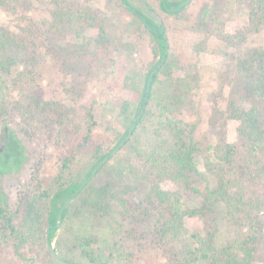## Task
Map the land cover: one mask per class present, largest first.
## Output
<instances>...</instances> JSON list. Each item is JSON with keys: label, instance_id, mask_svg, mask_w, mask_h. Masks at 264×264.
<instances>
[{"label": "rangeland", "instance_id": "1", "mask_svg": "<svg viewBox=\"0 0 264 264\" xmlns=\"http://www.w3.org/2000/svg\"><path fill=\"white\" fill-rule=\"evenodd\" d=\"M57 1L85 13L79 20L73 18L71 24L45 31L50 46L63 55L66 65L60 67L43 50L33 60L22 49L7 52L13 61L0 94V190L10 209L21 205L38 182L52 191L61 180L81 178L96 153L102 155L115 145L134 117L146 64L152 61L150 37L119 6V0H31L26 12L39 22L55 25L53 10L57 9ZM131 1L163 22L172 59L183 66L185 74H196L197 82L183 95L174 90L173 78L161 74L158 95L148 105V113L124 146L111 159H105L89 181L90 187L108 185L104 208L86 205L83 195L73 204L51 245L62 256L80 264L103 260L117 264L121 256L130 261L150 256L155 262H164L169 253L164 254L163 247L186 255L195 246V233L211 231L215 245L223 246L243 231L226 214L224 201L207 190L217 188V157L213 152L217 137L209 119L214 107L222 109L238 98L237 61L264 48V31L243 32L248 12L236 0H192L178 16L163 13L159 0ZM211 15L217 17L227 34L243 32V39L232 43L214 36ZM16 23L14 17L0 9V26L15 31ZM83 38L92 41L86 50L96 49L81 58L76 56V50L80 44L85 45ZM29 69V75L35 73L40 84L43 101L48 102L43 110L34 113L26 109L28 99L18 78ZM77 104L93 112L94 123L81 117L83 109L79 108L74 130L54 110L76 108ZM91 125V142L75 155L71 170L56 178L67 151L81 141ZM236 126L235 120H227L228 142H235ZM179 130H184L180 134L185 139L189 133L196 144V171L189 173L184 182H167L159 187L178 192L185 206L200 212L186 217L184 229L170 236L166 245L153 248L147 245V239L156 213L155 192L141 174L142 156L153 142L173 138ZM40 208L45 214V203ZM12 251L8 254L11 264H52L29 243L16 253ZM197 264L208 262L201 260ZM253 264H264V243L256 249Z\"/></svg>", "mask_w": 264, "mask_h": 264}, {"label": "trees", "instance_id": "2", "mask_svg": "<svg viewBox=\"0 0 264 264\" xmlns=\"http://www.w3.org/2000/svg\"><path fill=\"white\" fill-rule=\"evenodd\" d=\"M191 1L159 0V9L167 15L178 16L188 8ZM236 2L248 12V22L243 32L264 31V0ZM118 4L140 23L152 43V61L146 64L134 117L130 119V123L112 148L102 155L98 153L94 155L90 160L89 169L81 178L61 180L52 191L44 189L38 182L23 203L13 209L8 208L0 190V264H11L8 254L11 250L13 253L18 252L25 243L35 246L49 262L57 264L48 252L46 239L52 244L58 229L81 195L84 196L83 202L86 205L95 209L104 208L109 194L108 185L90 187L89 181L98 172L104 160L111 159L113 154L124 146L127 137L148 113V105L158 95L159 76L163 74L173 78L174 90L179 94L187 95L195 87L197 75L185 74L183 66L171 57L169 37L163 22L131 0H119ZM30 6L31 0H0V9L17 20L15 31L0 26V94L13 61L7 53L9 50L22 49L31 60L37 57L39 50H43L56 64L64 67L66 60L57 49L50 46L45 31H48V27L56 29L62 24H71L73 18L79 20L78 18L85 16L79 8L74 9L72 5H62L57 1V9L53 10V14L55 22L60 24L49 25L29 16L26 11ZM210 18L211 32L214 36L232 43L234 40L243 39V32L237 31L229 35L223 30V25L219 23L217 17L211 15ZM83 42L85 45L80 44L77 47V57H85L96 49L94 47L86 50L89 44H92L89 38H83ZM67 55L72 59L70 53ZM28 71L21 72L24 76H18L19 86H22L28 99L27 111L34 113L43 110L48 102L42 99L40 84L34 78L35 73L31 72L29 75L31 70ZM37 72L40 74L41 69ZM235 74L238 78L235 89L238 98L227 102L222 109L214 107L209 119V125L217 137L213 150L217 157V188L211 190L207 187V190L211 196L224 201L226 214L234 224L243 228L242 233L231 243L223 246L215 245L214 233L211 231L202 235L195 233L192 236L195 246L188 249L186 255L180 253L178 255L163 247L170 236L179 234L184 229L186 217L200 212L198 208L185 206L178 192L166 191L159 187L167 182H184L188 179L189 173L196 171L194 161L196 144L189 133H186L185 139L181 135L184 130H179V134L173 138H162L153 142L142 156L141 174L154 186L156 209L147 245L153 248L163 247L164 254L169 253L166 261L155 262L150 256H147L148 258L140 256L130 261L121 256L117 264H141L138 261L145 264H197L201 260L207 261L208 264H253L256 249L264 243V48L255 49L238 60ZM79 108L83 109L79 113L81 117L90 120L91 124L94 123L93 112L82 104H77L76 108L54 111L55 115L65 117L69 128L75 130ZM228 119L237 123L235 142H228L226 139ZM91 129L92 125L88 127V132L81 141L67 151L56 178H60L61 173H68L75 155L89 145ZM191 190L196 191L194 188ZM41 203H45V214L40 208ZM53 249L62 259L80 264L62 256L58 249ZM94 264L113 263L103 260Z\"/></svg>", "mask_w": 264, "mask_h": 264}, {"label": "water", "instance_id": "3", "mask_svg": "<svg viewBox=\"0 0 264 264\" xmlns=\"http://www.w3.org/2000/svg\"><path fill=\"white\" fill-rule=\"evenodd\" d=\"M6 129V128H5ZM1 150V148H0ZM59 220L61 219V216L58 217ZM46 244H47V249L48 252L51 256V258L57 263V264H75V263H71L68 262L67 260L62 259L60 256L57 255V253L55 252V250L53 249V246L51 245V243L49 242L48 239H46Z\"/></svg>", "mask_w": 264, "mask_h": 264}]
</instances>
